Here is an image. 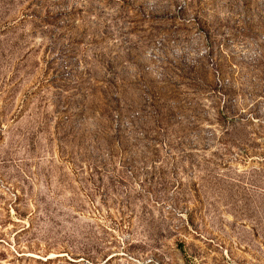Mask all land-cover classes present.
<instances>
[{"label": "rangeland", "instance_id": "1", "mask_svg": "<svg viewBox=\"0 0 264 264\" xmlns=\"http://www.w3.org/2000/svg\"><path fill=\"white\" fill-rule=\"evenodd\" d=\"M0 264H264V0H0Z\"/></svg>", "mask_w": 264, "mask_h": 264}]
</instances>
